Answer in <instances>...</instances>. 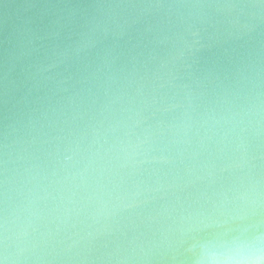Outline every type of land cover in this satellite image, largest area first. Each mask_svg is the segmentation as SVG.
<instances>
[{"label":"clouds","instance_id":"9594fccd","mask_svg":"<svg viewBox=\"0 0 264 264\" xmlns=\"http://www.w3.org/2000/svg\"><path fill=\"white\" fill-rule=\"evenodd\" d=\"M0 264H264V0H0Z\"/></svg>","mask_w":264,"mask_h":264}]
</instances>
